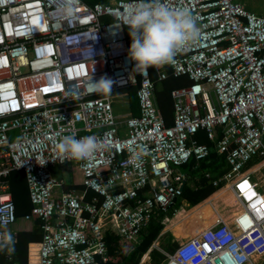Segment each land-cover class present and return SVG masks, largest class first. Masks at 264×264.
Here are the masks:
<instances>
[{
  "label": "built area",
  "instance_id": "built-area-1",
  "mask_svg": "<svg viewBox=\"0 0 264 264\" xmlns=\"http://www.w3.org/2000/svg\"><path fill=\"white\" fill-rule=\"evenodd\" d=\"M138 3L0 0V234L16 240L8 179L23 172L32 204L25 218L40 220L43 231L28 264H107L106 235L139 246L159 211L181 199L191 178L181 168L215 150L229 171L222 178L205 173L217 189L206 201L229 193L238 205L232 220L218 215L172 253L160 249L163 231L140 264L146 256L152 263L153 250L165 256L161 264H258L264 194L247 167L264 163V16L238 0H167L192 12L202 36L174 63L153 68L154 79L130 56L124 18ZM101 77L113 82L111 93L93 91ZM172 77L190 84L172 91L169 125L156 85ZM131 88H138L139 115L116 114ZM201 131L210 144L198 142ZM69 134L95 136L102 147L90 161L69 160L57 148ZM140 145L147 154L133 161ZM62 165L82 173L90 201L86 191H63L66 182L53 171Z\"/></svg>",
  "mask_w": 264,
  "mask_h": 264
},
{
  "label": "clouds",
  "instance_id": "clouds-1",
  "mask_svg": "<svg viewBox=\"0 0 264 264\" xmlns=\"http://www.w3.org/2000/svg\"><path fill=\"white\" fill-rule=\"evenodd\" d=\"M124 25L132 38L130 56L137 67L145 70L174 63L178 52L195 45L202 36L197 18L188 8H172L167 0H139L127 12ZM113 82L101 77L91 84L94 92L111 93ZM95 136L64 135L58 142V150L69 160L90 161L101 149ZM148 149L140 145L133 150V161L147 154ZM15 239L11 233L0 234V251L15 252ZM187 254V250L186 253Z\"/></svg>",
  "mask_w": 264,
  "mask_h": 264
},
{
  "label": "trees",
  "instance_id": "trees-1",
  "mask_svg": "<svg viewBox=\"0 0 264 264\" xmlns=\"http://www.w3.org/2000/svg\"><path fill=\"white\" fill-rule=\"evenodd\" d=\"M83 1L90 5H94L97 3H109L111 0H83ZM126 33L129 40L128 41L129 46L131 47L132 41H131V36L129 35V29L126 30ZM151 71L153 78L156 79L157 76L154 69L151 68ZM165 82L157 83L156 88L158 87V85L164 84ZM137 89L138 88H131L129 90L130 109L133 112V114L136 116L139 115L140 113L139 102L136 97ZM160 110L162 112V108H160ZM162 114L164 116L163 112ZM196 137L199 143L210 144L206 134L203 131L199 132ZM261 161L262 160L260 159H256L249 165V167H253L254 165L258 164ZM66 166L67 165H62L59 167L64 168ZM196 166H197L196 161L193 160L191 161L190 164L185 165L181 168L183 172L189 173V175L191 176L190 180L185 185L181 199L178 201L175 207L171 208L167 212L161 210L159 211V215L156 218H154L150 223V225L148 226V228L143 231L139 246L135 247L129 243L123 242L122 239L114 233H108L106 235V242L108 244L109 254L112 258L107 264H140L143 256L149 252L153 243L164 231L166 225L165 223L166 219L172 217L178 207L182 206L183 204H186L190 207L198 206L199 204L203 203L208 198H210L217 191V189L214 188L212 184L209 183V180L205 177V173L207 172L212 173L214 175V178H222V176L229 171V168L226 165V158L224 156L219 155L215 150H212L210 156L207 159L201 161L198 164L197 169H194V167ZM8 181L10 184L13 200L16 204L17 216H19L18 198H20L21 196V198L24 201H27L28 198L27 192L29 194L26 176L23 172L16 171L11 174ZM64 189L67 192L73 190H79V189L83 191L86 190L87 193L86 199L88 201H90L94 196V193L89 189H87L84 185L66 184L64 186ZM29 200H30V196H29ZM31 211L30 209H28L26 214L29 213L31 214ZM36 221H37V225L34 232H20L18 234V241L15 244V252L11 254V257H13V262H17L19 264H27L26 254H27L28 244L33 241L42 240L43 231L41 229V222L38 219H36ZM176 246L177 244L172 246L171 248H168L167 250L170 252H174ZM0 252H1L0 253L1 254L0 259H1L2 254H4L6 251H0ZM151 258L155 261L156 264H160L166 259L165 256L160 252H158L157 250H153L151 252ZM13 262H10L9 264H13Z\"/></svg>",
  "mask_w": 264,
  "mask_h": 264
},
{
  "label": "rangeland",
  "instance_id": "rangeland-1",
  "mask_svg": "<svg viewBox=\"0 0 264 264\" xmlns=\"http://www.w3.org/2000/svg\"><path fill=\"white\" fill-rule=\"evenodd\" d=\"M241 3L246 4L247 8L250 11L256 12L262 16H264V1H256L253 0H238ZM253 4H252V3ZM263 2L262 5H260ZM253 5H260L259 8H253ZM132 41V38H131ZM168 72L169 69L166 68ZM167 92H170L172 89L182 88L184 86H188L190 81L186 77L180 78H171L166 82ZM129 101V100H128ZM116 114L124 115L128 112H131L130 104L124 103L122 100L114 105ZM262 164V165H261ZM71 168L74 166H70ZM250 171H253L251 174L252 180L259 185L260 190L264 193V163L261 162L258 165L252 167ZM213 209H212V208ZM238 210V205L232 199V197L225 196V198H221L220 200H214L211 203L207 201L199 204L195 207H190L186 204L178 207L176 210L177 216L170 217V221L166 224L163 236L160 239V249L165 251L166 253H172L168 251V248L180 243L181 239H188L192 237V235L196 234L203 230L204 228L215 223L218 215L225 218L227 221L232 220L234 213ZM161 235V234H160ZM176 246V247H177ZM175 247V248H176ZM158 251V250H157ZM163 254L160 250L158 251ZM148 258L145 257L142 261V264L147 262ZM258 264H264V257L258 259ZM151 264H156L152 259ZM161 264V263H160Z\"/></svg>",
  "mask_w": 264,
  "mask_h": 264
},
{
  "label": "crops",
  "instance_id": "crops-1",
  "mask_svg": "<svg viewBox=\"0 0 264 264\" xmlns=\"http://www.w3.org/2000/svg\"><path fill=\"white\" fill-rule=\"evenodd\" d=\"M256 1H260V0H253L254 3ZM262 1H264V0H262ZM260 3H261L260 5H262L263 2H260ZM260 5H253L254 6L253 8H257L258 9ZM170 79L171 78H169L167 81H169ZM166 82L164 84L158 85V87L156 88V99H157L159 108H162V112L164 113V117H165V120H166L167 124L170 125L173 122V108H174V106H173V99H172L171 93H172V91L174 89H172L170 92H167V85L168 84ZM129 104H130V102H129ZM259 163H261V162H259ZM258 164H256V165H258ZM256 165H254V166H256ZM251 168L252 167H249L248 166L247 167V170H250ZM54 174L58 178L64 180L66 182V184H69V185H83V176H81L80 171L78 169H76V168H73V167L71 168L68 165L66 167H64V168H61V167L55 168ZM79 190H81V189H79ZM63 191L64 192H67V191H65V189ZM27 195H28L27 196L28 197L27 198V201H24L21 198V196H20V198H18V203H19V216H18V220H17L16 224L12 227V231H13V233L15 235V238H16V240H15L16 243L18 241V234L20 232H34V230L36 229V225H37L36 219L33 218L32 220H27L25 218L27 215L30 214V213L29 214H26V212L28 211V209H30V211H31V208H32V204L30 203L28 192H27ZM228 195H229V193H224V197L225 196H228ZM230 197H232V196L230 195ZM41 233H42V231H41ZM42 236H43V234H42ZM42 239H43V237H42ZM40 242L41 241H33V242H30L28 244L27 254H26V258H27V261L26 262H27V264L29 262V250H30V246L33 245V244L40 243ZM10 257H11V254H9L6 251L4 254H2V257L0 259V264H9L11 262L10 259H9ZM5 258L8 260V262H7V260ZM255 261H257L256 263H258V259L257 258L255 259Z\"/></svg>",
  "mask_w": 264,
  "mask_h": 264
},
{
  "label": "bare ground",
  "instance_id": "bare-ground-1",
  "mask_svg": "<svg viewBox=\"0 0 264 264\" xmlns=\"http://www.w3.org/2000/svg\"><path fill=\"white\" fill-rule=\"evenodd\" d=\"M233 198V197H232ZM256 258H254V260H255Z\"/></svg>",
  "mask_w": 264,
  "mask_h": 264
}]
</instances>
